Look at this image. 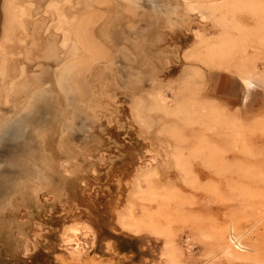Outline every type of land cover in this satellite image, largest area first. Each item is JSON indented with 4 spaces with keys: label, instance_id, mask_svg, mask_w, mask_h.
Instances as JSON below:
<instances>
[{
    "label": "rangeland",
    "instance_id": "374dc122",
    "mask_svg": "<svg viewBox=\"0 0 264 264\" xmlns=\"http://www.w3.org/2000/svg\"><path fill=\"white\" fill-rule=\"evenodd\" d=\"M190 1L14 0L7 34L0 0V128L45 90L0 142V264H264V111L213 94L220 73L264 72V0ZM51 3L106 53L85 93L57 89Z\"/></svg>",
    "mask_w": 264,
    "mask_h": 264
},
{
    "label": "bare ground",
    "instance_id": "6f19581e",
    "mask_svg": "<svg viewBox=\"0 0 264 264\" xmlns=\"http://www.w3.org/2000/svg\"><path fill=\"white\" fill-rule=\"evenodd\" d=\"M128 1H130L133 4H137V0H128ZM212 1L218 2L219 0H212ZM237 1L238 0H234V4H237ZM8 2H9L8 3V13L10 16L9 22L11 24L8 25V27H6L8 29L7 34H8V32L12 33V30L10 29L9 26L15 27L14 26L16 23L15 21H17L19 19L18 16L15 17L17 15V14H15V12L17 10L16 9L17 6L14 3V0H8ZM238 2H240V1H238ZM191 3H193V2H191ZM215 4H217V3H215ZM50 5L54 6L53 9H54V13H56V16L53 18L55 20V27L57 29L61 30L62 34L60 32L59 33L62 36V39H61L62 44L66 47L68 46V48H63V49H67V50L61 49L64 52L67 51L66 53L63 52L64 56L60 55V54H58V56L56 55V57L54 56L55 57L54 59L57 60V62H58L57 64L59 65V67L55 71V80H54L56 82V85L59 87L57 89L58 90L61 89L65 93L66 96H69L70 94L75 95L78 93L79 94L85 93V89H84V87H82V83H81L82 78H84L87 71L90 70L91 65L93 63L92 61H97L98 59L103 57L106 53H105L103 47H98V44L95 43L91 39L92 32L90 31L91 22L89 19H81L80 20V19H78V17H75V16L73 17V19H71L66 13H64L65 11L63 9L59 8L58 4L51 3ZM199 5H200V3H197V4L193 3V7H190V10L191 11L198 10ZM5 8H7V6ZM202 9H204V8H202ZM156 10H158V9H156ZM156 10H154V12H157ZM25 11L26 10L23 8V15L25 14ZM84 11H86V9H84ZM78 14H76V15H78ZM9 16L7 15V18ZM15 18H18V19L15 20ZM50 31H54V28L50 29ZM49 33L51 34V32H49ZM54 33H56V32L54 31ZM196 33H198V32L196 31ZM193 35H195V34H193ZM197 36H199V35H197ZM200 37L201 36H199V38ZM199 38H198V40H199ZM200 39H201L200 41H202L203 38H200ZM213 49H215V48H213ZM208 53H209L208 58H209L210 62H212V63L216 62L215 58L217 56H220V54H221V56L223 55V52L215 51V50H211V49H210V51L208 50ZM218 64L223 66V63H218ZM4 71H5V68L3 70L1 69L0 74H3ZM241 72H242L241 77H242L245 85L248 88H252L254 85H257V84L258 85H264V72L263 71H259L256 68H250L249 69V68L245 67L244 69H242ZM51 77L53 78V75H51ZM48 80H50V79H48ZM49 84L52 86L51 83H49ZM56 85H55V87H57ZM44 91L45 90H41L40 92H37V93L34 92L35 94L33 95V97L31 96V98L27 101L25 106H23L21 109H17L15 116L13 118H11L10 121L8 120L9 122L3 123V125L0 128V135H1L0 136V142H2L6 137H8L6 135H8V133L10 132V130L12 128H15L18 131V136L23 138V134H25L27 125L29 123L28 114L32 111V109L38 104L39 100L43 97V95L45 94ZM62 99L64 100V98H62ZM42 109L44 110V108H42ZM40 117H41V115H40ZM38 120L39 121L38 122L36 121V122L39 124L40 118H38ZM154 161H157V160H154ZM74 229H75V227L74 228L72 227V229L70 228V231L73 230V232L72 233L70 232L71 235H69L67 233L65 241L67 240L66 242H68L72 246L74 252L75 251L80 252L82 250L84 251V249L85 248L87 249V246H89V239H87V238L85 239L83 237L84 235L82 236V234H80V232H81V231L79 232L80 228H79V230L77 228L75 230ZM87 236H89V234ZM230 241L232 244H234L236 249H240V250L245 249L243 247L242 243L238 240L237 236L231 234ZM83 251L81 252L82 254H84ZM85 252H87V251H85Z\"/></svg>",
    "mask_w": 264,
    "mask_h": 264
},
{
    "label": "crops",
    "instance_id": "0c3cea01",
    "mask_svg": "<svg viewBox=\"0 0 264 264\" xmlns=\"http://www.w3.org/2000/svg\"><path fill=\"white\" fill-rule=\"evenodd\" d=\"M263 92L261 88H248L243 80L230 73H220L213 89L214 96L226 103L229 109H247L251 112L264 111Z\"/></svg>",
    "mask_w": 264,
    "mask_h": 264
}]
</instances>
